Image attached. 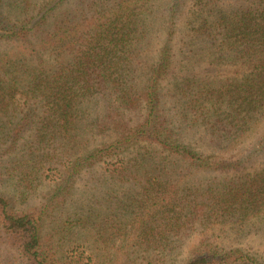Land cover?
<instances>
[{
	"label": "trees",
	"instance_id": "1",
	"mask_svg": "<svg viewBox=\"0 0 264 264\" xmlns=\"http://www.w3.org/2000/svg\"><path fill=\"white\" fill-rule=\"evenodd\" d=\"M163 1L0 0V264H79L46 224L102 163V264H264V0H171L155 51Z\"/></svg>",
	"mask_w": 264,
	"mask_h": 264
},
{
	"label": "rangeland",
	"instance_id": "2",
	"mask_svg": "<svg viewBox=\"0 0 264 264\" xmlns=\"http://www.w3.org/2000/svg\"><path fill=\"white\" fill-rule=\"evenodd\" d=\"M169 1L171 0L163 1L164 7L157 12L154 18L155 32L152 34L154 38L152 43L156 46L155 51L159 49L167 36L166 29L169 25L167 23L166 9L167 6H169ZM253 149L254 145H250L243 151L250 152ZM116 161H112L111 164L116 163ZM109 168V165L102 163L92 170L83 173L76 181L66 204L47 220V231L55 232L58 238L64 237L69 255L75 257V261L79 264H102L104 260L100 259V257L102 255L101 249L104 245L95 240V234L97 232H103V228L106 230L109 228L110 221L108 220V216L111 218L115 216V209L118 206L119 200L118 197L123 196V193H126L128 188H131L128 185L121 187L119 183L113 182L112 179L109 180ZM50 179L52 178L47 179L41 187L38 194L39 196L31 199L25 207H21L22 209L26 208L28 205H40L42 199L52 191L50 183H52L53 180ZM2 184L4 183L0 181V185ZM5 185H2V187ZM7 187L8 188L3 189H9L10 191L11 188L9 186ZM91 212H93L96 217L93 224L73 226L71 228V235L67 231L64 232V229H62L64 228V222L68 221L70 218L74 220L77 216L83 217V215L90 214ZM118 213H120V211ZM237 245L247 248L264 260V221L262 224L260 223L259 227H256L249 236L238 239ZM7 254L10 255L9 252H7ZM4 255L5 254L2 253V259Z\"/></svg>",
	"mask_w": 264,
	"mask_h": 264
}]
</instances>
